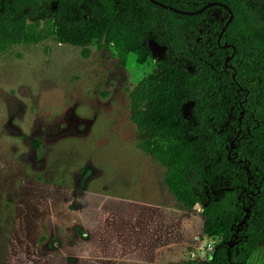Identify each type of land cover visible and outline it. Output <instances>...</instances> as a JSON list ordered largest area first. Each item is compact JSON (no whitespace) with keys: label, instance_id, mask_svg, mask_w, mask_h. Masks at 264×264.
<instances>
[{"label":"trees","instance_id":"obj_1","mask_svg":"<svg viewBox=\"0 0 264 264\" xmlns=\"http://www.w3.org/2000/svg\"><path fill=\"white\" fill-rule=\"evenodd\" d=\"M159 1L188 11L219 1L234 18L218 41L230 17L223 5L189 15L151 0H56L42 24L40 0H0V52L53 39L85 54L113 45L124 62L155 59L129 94L140 148L163 166L177 203L200 207L204 233L218 237L205 264H248L264 242V0Z\"/></svg>","mask_w":264,"mask_h":264},{"label":"rangeland","instance_id":"obj_2","mask_svg":"<svg viewBox=\"0 0 264 264\" xmlns=\"http://www.w3.org/2000/svg\"><path fill=\"white\" fill-rule=\"evenodd\" d=\"M56 6L40 0L42 24ZM155 63L124 62L113 45L85 54L53 39L0 52V206L8 207L0 264H106L89 249L93 221L105 218L93 242L120 245L122 204L176 201L131 121L130 91ZM218 240L203 235L195 264Z\"/></svg>","mask_w":264,"mask_h":264},{"label":"crops","instance_id":"obj_3","mask_svg":"<svg viewBox=\"0 0 264 264\" xmlns=\"http://www.w3.org/2000/svg\"><path fill=\"white\" fill-rule=\"evenodd\" d=\"M163 196L164 200L166 197L170 199L172 195L165 192ZM165 201L132 200L130 203L122 204V207L118 206L120 245H112L105 239L98 244L93 242L92 227L96 222L105 221V218L93 221L88 228L89 249L93 257L106 264L113 260L117 263L121 261L120 264H163L183 261H192V264H195L196 251L205 234L204 217L199 208L197 211L187 210L176 201ZM191 247L195 250L192 255ZM263 262L264 242L248 264Z\"/></svg>","mask_w":264,"mask_h":264},{"label":"water","instance_id":"obj_4","mask_svg":"<svg viewBox=\"0 0 264 264\" xmlns=\"http://www.w3.org/2000/svg\"><path fill=\"white\" fill-rule=\"evenodd\" d=\"M151 1H152L153 3L159 5V6L164 7V8H169V9L174 10V11H176V12L183 13V14H189V15H194V14L201 13V12L204 11L206 8H208V7H210V6H213V5H223V6H225L226 8L229 9V7H228L226 4H224V3H222V2H219V1H210V2L206 3L202 8H200V9L197 10V11H188V10L180 9V8L174 7V6H172V5H168V4H166V3H163V2H161V1H159V0H151ZM229 11H230V17H229V19L227 20V22H226L225 26L223 27L222 31L220 32V35H219L218 41L221 40V38H222V36H223V34H224V32H225L227 26L231 23V21H232L233 18H234V13H233L230 9H229ZM227 46H228V45H225V47H227ZM232 56H233V55H232ZM232 56L228 57V58H227V61H229V60L232 58ZM234 76H235V74H234ZM239 133H240V132H239ZM247 216H248V215H246V216L244 217V219L241 221V223H240L241 226L244 225V223H245V221H246V219H247Z\"/></svg>","mask_w":264,"mask_h":264},{"label":"built area","instance_id":"obj_5","mask_svg":"<svg viewBox=\"0 0 264 264\" xmlns=\"http://www.w3.org/2000/svg\"><path fill=\"white\" fill-rule=\"evenodd\" d=\"M214 248H215V247H213L212 245H210V249L213 250V251H212V254H213V252H214Z\"/></svg>","mask_w":264,"mask_h":264}]
</instances>
